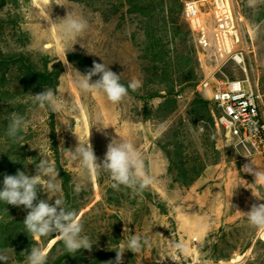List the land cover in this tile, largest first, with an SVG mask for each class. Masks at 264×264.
Masks as SVG:
<instances>
[{"label": "rangeland", "instance_id": "374dc122", "mask_svg": "<svg viewBox=\"0 0 264 264\" xmlns=\"http://www.w3.org/2000/svg\"><path fill=\"white\" fill-rule=\"evenodd\" d=\"M188 1H199L208 13L213 0L153 3V25L159 30L165 53L154 58L144 30L149 5L141 14L126 0H55L57 5L52 0H0V52L22 54L37 70H43L44 57L61 62L63 72L54 93L64 105L52 116L49 109L33 104L28 94H35L21 83L20 64L0 69V190L5 174L20 170L35 175L36 164L43 157L56 169L58 162L72 175L71 191L66 197L58 177L61 191L51 195L77 210L85 234L94 244L91 252L81 250L73 257L58 239L34 241L23 224L27 210L0 202V264H24L21 253L30 252L34 245L48 250L47 264H107L115 261L116 250L126 247L135 234L148 244L138 254L126 250L123 264H264V234H258L236 210L248 212L253 204L264 203L252 194L264 199V185L254 184V175L243 172L251 161L254 170H264V155L242 156L226 145L223 131L215 123V109L199 88L200 81L211 75L233 80L249 77L252 84L257 80L264 94V0H224L240 41H234L232 52L223 57L216 53L214 43L206 52L195 41L182 17ZM49 10L53 20L66 18L71 11L88 21V29L68 54L105 63L121 75L125 86L138 83L135 90L129 88L123 103L113 104L102 93H84L72 76L63 75L68 72L67 58L56 52ZM167 99H175L176 104L165 105ZM200 100L207 104L199 106L196 102ZM13 112L29 121L24 139L16 143L6 135ZM105 127L109 128L102 131ZM73 132L83 141L90 137L100 163L117 132L141 152L151 175L155 163L162 174L152 175L153 184L142 193L123 186L114 189L106 172L93 180L79 161L65 155L64 148L74 151L78 146ZM173 141L184 149L177 159L185 168L199 166L201 161L206 164L191 186L175 180L187 182L200 169L188 175L169 171L166 151H173ZM76 185L80 192L75 191ZM40 199L54 204L56 198L49 200L41 189L37 202ZM178 242L186 245L187 253L174 247Z\"/></svg>", "mask_w": 264, "mask_h": 264}, {"label": "clouds", "instance_id": "9594fccd", "mask_svg": "<svg viewBox=\"0 0 264 264\" xmlns=\"http://www.w3.org/2000/svg\"><path fill=\"white\" fill-rule=\"evenodd\" d=\"M53 3L55 0H52ZM49 21V27L55 38L56 52L65 57L70 51H74V42L89 27L86 19L77 17L71 11L68 12L66 18L53 20L49 10ZM89 54L91 53L89 52ZM64 64L68 72L63 75L72 76L76 86L82 92L102 93L113 104L123 103L128 98L129 88L135 90L138 87V83L135 81L127 86L122 84L120 82L121 75L114 73L105 63L101 64L94 61L92 68L86 74H82L69 64L68 60ZM93 77H99V79L93 82ZM28 95L32 97L33 104L40 109L58 112L64 107L60 98L51 88H45L43 92L35 95ZM28 124L29 121L23 115L13 112L8 119L6 135L13 143L22 141L24 139L23 133ZM107 128L109 127H105L102 131ZM73 134L78 138V146L74 151L64 148L65 155L73 161H79L91 179L94 180L99 173L106 172L113 181L112 187L114 189L123 186L134 193H142L153 184L154 179L146 170L145 160L141 152L131 141L124 139L117 132V136L111 137L107 144V151L102 163L98 161L90 137L87 141H83L75 132ZM253 165V161L251 164H245L243 172L254 175V184L264 185V170L260 168L254 170ZM35 173V175H28L24 171L18 170L15 175L5 174L3 189L0 190V202L16 207L23 206L27 210L28 214L23 224L26 233L32 240L38 241L41 238L53 237V242H55L58 239L63 242L64 250L73 257L81 250L91 252L94 244L85 234L80 214L77 210L70 208L61 197L51 195L61 191V185L57 180L59 171L48 159L43 157L36 164ZM41 189L48 194L49 200L53 197L56 198L54 204L43 199L37 202L38 192ZM80 190V186L76 185L75 191L80 192ZM252 194L257 200H264L258 198L254 192ZM236 210L245 215L248 223L257 230L258 234H264V203L253 204L248 212H241L238 208ZM126 231H128L127 227L124 229V232ZM147 244L146 238H141L136 234L132 235L128 239L126 247L116 250L115 261H108L107 264H123V256L126 250L138 254ZM174 247L184 253L188 251L183 242L176 243ZM21 255L25 257L24 264H47L48 250L46 248L34 245L30 252L25 251Z\"/></svg>", "mask_w": 264, "mask_h": 264}, {"label": "built area", "instance_id": "2783aa9c", "mask_svg": "<svg viewBox=\"0 0 264 264\" xmlns=\"http://www.w3.org/2000/svg\"><path fill=\"white\" fill-rule=\"evenodd\" d=\"M210 4L207 13L199 1L185 2L182 17L201 49L207 52L214 43L216 53L223 57L232 52L234 41H240L238 31L226 1ZM199 88L215 109V123L226 145L242 156L264 155V94L257 80L252 84L249 77L233 80L211 75L200 81Z\"/></svg>", "mask_w": 264, "mask_h": 264}, {"label": "trees", "instance_id": "16d2710c", "mask_svg": "<svg viewBox=\"0 0 264 264\" xmlns=\"http://www.w3.org/2000/svg\"><path fill=\"white\" fill-rule=\"evenodd\" d=\"M126 1L129 6H132L135 9L133 11H137L141 14H143L142 12L145 10V7L149 5V11L147 13V16L149 17L146 20V27L144 29L147 42L149 40L148 49L154 58L165 56L163 46L161 45V39L158 37L159 30L153 25L155 9L152 7V5L156 0H150L151 3H145V0ZM160 2L163 3L164 0H160ZM163 23L165 24V22ZM156 24L157 22H155V25ZM66 58L68 62L71 63L82 74H86L87 71L92 68L94 62L92 59L81 54H68ZM42 61L43 70H37L34 66L35 64H32V60L22 54H5L0 52V69L3 68L6 70L9 66H16L20 64V69L23 72L21 83H23L25 85L24 88H28L29 91H32L33 89V94L41 93L45 88H51L54 91L59 84V77L63 72V66L61 62L58 63L56 60L49 59L48 57L42 58ZM97 79H99V77H93V82H95ZM156 95L157 94H152L150 96L154 97ZM196 103H198L199 106H205L207 104V102L203 100L197 101ZM164 104H171L174 106L176 104V100L167 99ZM50 112V114L53 116V112L51 110ZM53 139H55L54 135ZM170 145L173 147V151H170L169 149L166 151L167 156L170 159V172L175 170L180 175H188L190 174L189 172H192L195 168L200 169L199 172L191 177L187 182L180 181L179 179L175 180L183 186H191L204 172L206 164L201 161L199 166L190 169L185 168L183 163H178L177 159L178 155L183 156L182 154L184 149L182 145L178 141H173ZM53 150L56 153V158L58 161V159H60V155L59 152H57L58 149L55 140L53 141ZM57 170L59 171V177L62 180V188L66 192L65 196L68 197L71 191L72 175L70 172H67L58 162Z\"/></svg>", "mask_w": 264, "mask_h": 264}, {"label": "crops", "instance_id": "0c3cea01", "mask_svg": "<svg viewBox=\"0 0 264 264\" xmlns=\"http://www.w3.org/2000/svg\"><path fill=\"white\" fill-rule=\"evenodd\" d=\"M158 160H156V162H157ZM158 169H159V166H157L156 165V163H155V165H152L151 166V171H152V175H154L155 177H158L159 176V174H162V172H158Z\"/></svg>", "mask_w": 264, "mask_h": 264}, {"label": "bare ground", "instance_id": "6f19581e", "mask_svg": "<svg viewBox=\"0 0 264 264\" xmlns=\"http://www.w3.org/2000/svg\"><path fill=\"white\" fill-rule=\"evenodd\" d=\"M238 60H239V61H243V60H241L240 58H238ZM239 64H240V63H239ZM204 97H205V96H204ZM205 98H206V97H205ZM206 99H207V98H206Z\"/></svg>", "mask_w": 264, "mask_h": 264}]
</instances>
